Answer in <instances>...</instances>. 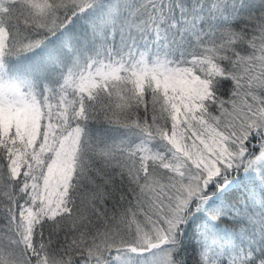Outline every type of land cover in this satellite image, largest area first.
<instances>
[{
  "label": "snow or ice",
  "instance_id": "6c2138e0",
  "mask_svg": "<svg viewBox=\"0 0 264 264\" xmlns=\"http://www.w3.org/2000/svg\"><path fill=\"white\" fill-rule=\"evenodd\" d=\"M261 185L264 0H0V264H264Z\"/></svg>",
  "mask_w": 264,
  "mask_h": 264
},
{
  "label": "trees",
  "instance_id": "16d2710c",
  "mask_svg": "<svg viewBox=\"0 0 264 264\" xmlns=\"http://www.w3.org/2000/svg\"><path fill=\"white\" fill-rule=\"evenodd\" d=\"M262 191H264V185L257 186L255 188V192H256V195H257V198L258 199H259ZM242 203H243V201H242ZM256 211L258 212L259 211V208H257ZM220 227L221 228H224V227H229L230 228L231 226L230 225L221 224ZM191 251H192L191 249H188L187 250V253H186L187 258L189 259V264H191Z\"/></svg>",
  "mask_w": 264,
  "mask_h": 264
}]
</instances>
